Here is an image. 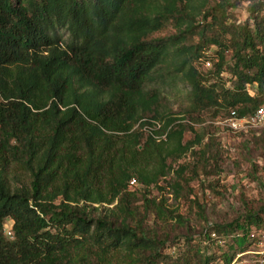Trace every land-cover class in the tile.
Returning <instances> with one entry per match:
<instances>
[{
  "label": "trees",
  "instance_id": "trees-1",
  "mask_svg": "<svg viewBox=\"0 0 264 264\" xmlns=\"http://www.w3.org/2000/svg\"><path fill=\"white\" fill-rule=\"evenodd\" d=\"M242 1L247 18L235 22L229 10ZM202 4L0 0V264L228 263L264 231V199L198 231L152 194L167 158L189 152L172 193L202 210L187 174L216 168L214 140L182 144L187 125L172 128L174 118L165 142L142 129L161 122L144 86L169 51L188 54L175 69L197 109L244 116L264 104V0ZM242 133L264 136V127ZM13 166L27 182H13Z\"/></svg>",
  "mask_w": 264,
  "mask_h": 264
},
{
  "label": "rangeland",
  "instance_id": "rangeland-1",
  "mask_svg": "<svg viewBox=\"0 0 264 264\" xmlns=\"http://www.w3.org/2000/svg\"><path fill=\"white\" fill-rule=\"evenodd\" d=\"M184 1L195 6V12H197V8L206 5L202 4L203 2L219 0ZM247 5L248 2L242 1L237 7L229 10L233 21L239 22L247 18ZM172 31L169 26L161 34H168ZM60 32L64 38L67 37V32L64 29H60ZM187 55L169 51L164 61L152 73L151 80L144 86V90H152L157 94V111L162 115L161 122H158L159 130H147L146 132L159 135L157 139L155 138L156 142H165L169 128L164 130L163 123L168 117L174 118L171 122L172 128L179 124L187 125V130L182 135V144L194 142L196 136H203V143L207 138L214 140L217 156L213 164L216 165V168L214 169L211 165L207 176L199 169L196 174H187L191 177L190 186L202 210H197L195 207L189 208L185 202L175 200L172 193L171 184L177 179L175 170L178 165L182 162H194L189 156V152L181 154L177 159H175L177 154L173 156V159L168 157L166 163L169 166L168 169L165 168V176L159 179L157 187H151L154 196L166 198L168 208L186 216L190 227L200 231L206 223H224L234 218L242 210V201L248 203L264 199V136H256L252 133H234L231 130L223 129L217 124L219 118L224 117L222 115L225 113L222 110L214 113V109L199 110L193 105L190 86L183 79L181 73L175 69ZM193 64L201 69L211 67V64L207 66L201 59L194 61ZM138 127L139 123L137 122L133 129ZM174 145L175 141L162 144V154L165 155ZM199 148L198 144H194L192 147L194 150ZM11 177L16 184L25 183L29 179L28 172L19 166L12 167ZM128 188L134 190L138 186L133 185ZM114 204L108 205V207L112 208ZM9 225L7 222L6 230L9 229Z\"/></svg>",
  "mask_w": 264,
  "mask_h": 264
},
{
  "label": "built area",
  "instance_id": "built-area-1",
  "mask_svg": "<svg viewBox=\"0 0 264 264\" xmlns=\"http://www.w3.org/2000/svg\"><path fill=\"white\" fill-rule=\"evenodd\" d=\"M204 63L207 66L211 64L209 61ZM217 124L234 133L259 130L264 127V104L260 105L253 113L244 116H238L235 110H231L226 116L219 118ZM151 126L144 125L142 129L147 131L160 128L158 122H154ZM152 136L157 139L159 135L152 134ZM129 185H136V181L131 180ZM210 237L222 245V240L214 232H210ZM251 237L253 244L248 250L236 253L228 263L220 262L218 264H264V231L251 233Z\"/></svg>",
  "mask_w": 264,
  "mask_h": 264
}]
</instances>
